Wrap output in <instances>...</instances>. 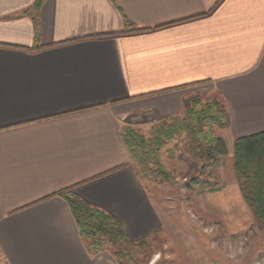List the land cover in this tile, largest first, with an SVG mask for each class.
I'll return each instance as SVG.
<instances>
[{
    "label": "crops",
    "instance_id": "crops-1",
    "mask_svg": "<svg viewBox=\"0 0 264 264\" xmlns=\"http://www.w3.org/2000/svg\"><path fill=\"white\" fill-rule=\"evenodd\" d=\"M34 2L0 0V263L118 264L90 255L57 194L135 242L160 231L122 128L182 117L206 91L229 114L224 159L263 133L264 0H45L37 42Z\"/></svg>",
    "mask_w": 264,
    "mask_h": 264
},
{
    "label": "rangeland",
    "instance_id": "rangeland-1",
    "mask_svg": "<svg viewBox=\"0 0 264 264\" xmlns=\"http://www.w3.org/2000/svg\"><path fill=\"white\" fill-rule=\"evenodd\" d=\"M194 99L221 100L217 93L203 91L186 102ZM162 160L174 180L144 181L163 227L147 240L145 249L133 250L132 263L123 264H264V228L242 197L233 158H222L209 168L205 160L191 157L183 137L165 147Z\"/></svg>",
    "mask_w": 264,
    "mask_h": 264
},
{
    "label": "trees",
    "instance_id": "trees-1",
    "mask_svg": "<svg viewBox=\"0 0 264 264\" xmlns=\"http://www.w3.org/2000/svg\"><path fill=\"white\" fill-rule=\"evenodd\" d=\"M44 2L45 0H35L32 7L36 42L38 15ZM184 107L182 117H172L154 125L149 134L130 125L122 128V137L142 180H174L164 167L162 151L168 144L179 142L183 137L187 139L191 157L197 162L205 160L209 168H215L219 161L228 155L225 141L216 134V129H226L230 126L224 102L215 99L202 103L194 99L185 102ZM233 171L246 205L257 223L264 228V132L235 141ZM57 195L62 196L70 206L90 255L107 251L118 264H123L124 261L132 263L133 250L147 247V240H131L115 217L85 202L69 189Z\"/></svg>",
    "mask_w": 264,
    "mask_h": 264
},
{
    "label": "built area",
    "instance_id": "built-area-1",
    "mask_svg": "<svg viewBox=\"0 0 264 264\" xmlns=\"http://www.w3.org/2000/svg\"><path fill=\"white\" fill-rule=\"evenodd\" d=\"M1 264V263H0Z\"/></svg>",
    "mask_w": 264,
    "mask_h": 264
}]
</instances>
